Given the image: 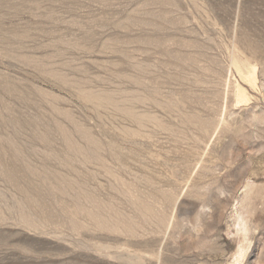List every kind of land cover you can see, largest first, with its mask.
Listing matches in <instances>:
<instances>
[{"label": "rangeland", "instance_id": "1", "mask_svg": "<svg viewBox=\"0 0 264 264\" xmlns=\"http://www.w3.org/2000/svg\"><path fill=\"white\" fill-rule=\"evenodd\" d=\"M0 264H264V0H0Z\"/></svg>", "mask_w": 264, "mask_h": 264}]
</instances>
